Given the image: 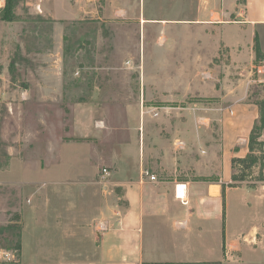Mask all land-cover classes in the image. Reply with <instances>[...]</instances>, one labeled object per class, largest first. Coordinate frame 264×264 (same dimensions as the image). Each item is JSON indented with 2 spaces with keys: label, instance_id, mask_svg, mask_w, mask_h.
Listing matches in <instances>:
<instances>
[{
  "label": "rangeland",
  "instance_id": "374dc122",
  "mask_svg": "<svg viewBox=\"0 0 264 264\" xmlns=\"http://www.w3.org/2000/svg\"><path fill=\"white\" fill-rule=\"evenodd\" d=\"M166 1L155 0V6L162 8ZM134 2L17 0L19 19L0 17V226L23 230L24 204L30 198L43 203L27 221L21 256L8 251L12 257L3 264H85L95 258L97 232L105 228L103 212L119 203L117 190L102 182V170L113 174L118 169L119 144L142 131L143 117H212L209 125L202 124L211 143L220 117L234 116L230 85L243 84L239 96L244 102L259 108L264 101V74L257 72L263 59L248 79L222 68L216 83L223 98L191 95L189 109L172 108L176 101L164 96L168 90L152 94L153 80H168L151 74L168 64L166 31L157 20L166 13L146 12L150 24L144 27ZM5 5L0 0V10ZM72 6L79 12L71 14ZM120 7L127 12H119ZM222 62L230 59L223 55ZM155 105L163 108H151ZM187 131L198 134L196 124ZM131 150L134 159L137 153ZM242 169L236 167L238 175ZM259 177L257 164L238 184L261 185ZM210 180L220 182L221 175L212 174ZM244 196L242 189L230 193V228L249 212L237 205ZM46 197L55 200L50 214L44 213ZM209 226L208 241L220 243L221 223L210 221Z\"/></svg>",
  "mask_w": 264,
  "mask_h": 264
},
{
  "label": "crops",
  "instance_id": "0c3cea01",
  "mask_svg": "<svg viewBox=\"0 0 264 264\" xmlns=\"http://www.w3.org/2000/svg\"><path fill=\"white\" fill-rule=\"evenodd\" d=\"M155 4V0H135L133 6L143 13L144 27L150 24L146 12L166 13L157 20L166 31L168 64L152 69L151 74L168 80H153L149 90L156 95L168 90L164 96L176 101L172 108H191L187 98L195 94L223 98L217 72L227 68L248 79L264 60V0H167L162 8ZM69 10L71 14L79 12L74 6ZM223 55L228 56L229 64H223ZM206 75L214 78L208 80ZM242 85H230L234 116L220 117V128L212 134L215 141L211 143H207L203 133L207 129L202 124L209 125L212 117L152 115L156 118H142V131L133 132L129 143L119 144L118 169L107 180L117 190L119 203L113 211L103 212L105 228L97 232L96 256L85 264H264V181L257 186H228L233 182L232 159L249 153V137L259 118L258 106L240 99L244 96H239ZM193 124L198 134L187 131ZM180 141L184 149L179 147ZM260 141L264 142V130ZM133 147L137 153L134 159L130 154ZM145 171L158 180L142 176ZM212 174H220L222 181L210 180ZM235 188L246 194L238 207L249 212L241 214L239 223L230 228L229 196ZM29 200L23 209V251L27 221L37 215V209H43L39 207L43 203ZM54 201L46 197L45 214L51 213ZM210 221L222 225L218 244L208 241ZM244 239L251 244L243 243ZM6 252L0 249V264L6 260Z\"/></svg>",
  "mask_w": 264,
  "mask_h": 264
},
{
  "label": "trees",
  "instance_id": "16d2710c",
  "mask_svg": "<svg viewBox=\"0 0 264 264\" xmlns=\"http://www.w3.org/2000/svg\"><path fill=\"white\" fill-rule=\"evenodd\" d=\"M17 5V0H6V5L0 10V17L3 20L15 21L18 20V16L15 14V9ZM258 57L261 56L259 48L257 49ZM260 116L256 120L254 127L251 131L249 137V153L243 158H233L232 166L234 172L232 174V183L228 186L237 187L238 182L245 181L246 175L251 173L253 167L259 164L260 167V177L259 180L264 181V143L260 141V137L264 130V101L258 102ZM241 166L242 173L238 175L236 172V167ZM225 190L226 185H223V197H224V218H225ZM223 234L225 238V225L223 228ZM225 242V241H224ZM6 249L7 251H13L19 258L21 256L22 249V228L20 225H3L0 226V249ZM143 264H222L221 261H201V262H144Z\"/></svg>",
  "mask_w": 264,
  "mask_h": 264
},
{
  "label": "built area",
  "instance_id": "2783aa9c",
  "mask_svg": "<svg viewBox=\"0 0 264 264\" xmlns=\"http://www.w3.org/2000/svg\"><path fill=\"white\" fill-rule=\"evenodd\" d=\"M257 72L260 73V74H264V60L262 61V63L260 65H258ZM178 145H179L180 148H182L184 144H183L182 141H180V142H178ZM110 175H111L110 169H108L107 167L103 168L102 173H101V180L106 182L108 180V178L110 177ZM142 176H149V179L151 181L158 180L156 175L151 174V173H149L147 171L143 172ZM179 186L180 185H178L177 187L179 188ZM5 256H6L7 259H11L12 254L10 252H6Z\"/></svg>",
  "mask_w": 264,
  "mask_h": 264
}]
</instances>
